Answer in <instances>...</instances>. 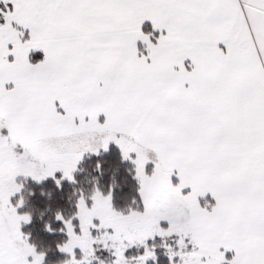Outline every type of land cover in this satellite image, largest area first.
I'll list each match as a JSON object with an SVG mask.
<instances>
[{"label": "snow or ice", "instance_id": "snow-or-ice-1", "mask_svg": "<svg viewBox=\"0 0 264 264\" xmlns=\"http://www.w3.org/2000/svg\"><path fill=\"white\" fill-rule=\"evenodd\" d=\"M0 264H264V0H0Z\"/></svg>", "mask_w": 264, "mask_h": 264}]
</instances>
